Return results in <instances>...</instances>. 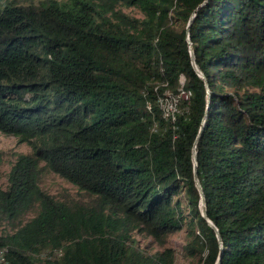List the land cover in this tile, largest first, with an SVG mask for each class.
<instances>
[{
    "label": "trees",
    "instance_id": "trees-1",
    "mask_svg": "<svg viewBox=\"0 0 264 264\" xmlns=\"http://www.w3.org/2000/svg\"><path fill=\"white\" fill-rule=\"evenodd\" d=\"M204 1L0 0V130L32 144L0 186V264H172L134 234L186 225L216 264L195 171L221 264H264V0Z\"/></svg>",
    "mask_w": 264,
    "mask_h": 264
},
{
    "label": "rangeland",
    "instance_id": "rangeland-1",
    "mask_svg": "<svg viewBox=\"0 0 264 264\" xmlns=\"http://www.w3.org/2000/svg\"><path fill=\"white\" fill-rule=\"evenodd\" d=\"M32 1V0H21ZM38 2L39 0H33ZM126 11L142 16V12L137 7H125ZM183 80V79H182ZM169 109L174 106L175 102L170 100L168 102ZM0 150L3 151V163L1 165L0 186L7 187L8 185V173L12 167V164L16 161V158L20 153H27L32 151V144L21 140L15 134L6 133L0 130ZM42 186L49 192L60 196L66 197L69 195H75L77 193L76 186L60 176L55 172H48L42 179ZM8 227V222H4L0 226ZM137 244L148 252H154L156 250H163L166 246H170L174 249L175 260L172 264H201L198 257L187 254L186 245L193 239L187 228V225L182 229L171 232L165 244H160L153 236L143 232H136L134 234ZM47 257V255H45ZM49 256V255H48ZM48 264V263H40Z\"/></svg>",
    "mask_w": 264,
    "mask_h": 264
},
{
    "label": "water",
    "instance_id": "water-1",
    "mask_svg": "<svg viewBox=\"0 0 264 264\" xmlns=\"http://www.w3.org/2000/svg\"><path fill=\"white\" fill-rule=\"evenodd\" d=\"M207 0H205L204 2L201 3V5H203ZM197 12H196V9L193 11V13L191 14L189 20H188V23H187V26H186V30H187V40L189 42V49H190V54H191V58H192V61L194 62L196 68L198 69L199 73H200V76L205 80L206 82V86H207V100H208V104H207V108H206V114L202 120V124H201V127H200V130H199V133L197 135V139L201 136L202 134V131H203V128H204V125H205V119H206V116H207V112H208V109H209V106H210V100H211V97H210V87H209V83L207 81V78H206V75L204 73V71L202 70V68L200 67V65L197 63L196 61V56H195V51H194V47H193V43H192V40L190 38V26L193 22V19L194 17L196 16ZM196 139V140H197ZM199 208L201 210V213L202 215L207 219L208 223L211 224V226L216 230L217 232V235H218V238H219V241H220V251H219V255H218V258H217V261H216V264H221V258H222V253H223V241H222V237H221V234H220V231L218 229V227L216 226V224L213 222H210L209 221V216L208 214L206 213V206H203L201 204V202H199Z\"/></svg>",
    "mask_w": 264,
    "mask_h": 264
},
{
    "label": "bare ground",
    "instance_id": "bare-ground-1",
    "mask_svg": "<svg viewBox=\"0 0 264 264\" xmlns=\"http://www.w3.org/2000/svg\"><path fill=\"white\" fill-rule=\"evenodd\" d=\"M192 63H193V66L195 67V69H196L198 75L200 76V73H199L198 69L196 68V66H195V64H194L193 61H192ZM163 103H164V102H163ZM166 106H167V105H166ZM163 107H164V106H163ZM174 108H175V106H171V108L168 109L167 113L170 114L169 110H173V111H174ZM175 111H176V110H175ZM171 113H172V112H171ZM194 162H195V165H197L196 151L194 152ZM195 180H196V185H197V187H198V189H199V191H200V194H201V204H202L203 206H206V200H205V198H204L203 189H202L201 183H200V181H199L197 171H195ZM209 221L212 222L210 219H209ZM210 225H211V224H210Z\"/></svg>",
    "mask_w": 264,
    "mask_h": 264
}]
</instances>
